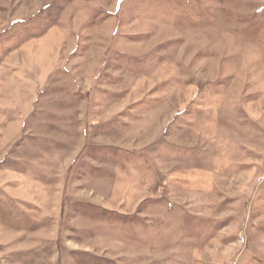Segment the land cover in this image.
I'll list each match as a JSON object with an SVG mask.
<instances>
[{
    "label": "rangeland",
    "instance_id": "1",
    "mask_svg": "<svg viewBox=\"0 0 264 264\" xmlns=\"http://www.w3.org/2000/svg\"><path fill=\"white\" fill-rule=\"evenodd\" d=\"M0 264H264V0H0Z\"/></svg>",
    "mask_w": 264,
    "mask_h": 264
}]
</instances>
